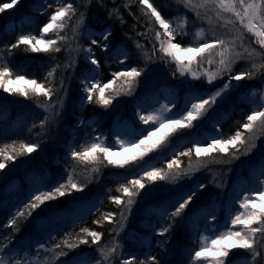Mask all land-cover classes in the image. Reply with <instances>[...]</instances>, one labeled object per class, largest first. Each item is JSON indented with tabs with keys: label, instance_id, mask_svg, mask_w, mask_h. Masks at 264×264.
I'll use <instances>...</instances> for the list:
<instances>
[{
	"label": "snow or ice",
	"instance_id": "6c2138e0",
	"mask_svg": "<svg viewBox=\"0 0 264 264\" xmlns=\"http://www.w3.org/2000/svg\"><path fill=\"white\" fill-rule=\"evenodd\" d=\"M22 2L0 0V16ZM178 4L185 13L182 24L156 0H87L83 5L43 0L36 8L44 17L38 34L22 33L3 45L0 90L7 95L0 106L18 102L9 97H23L43 108V115L27 129L35 142H20L18 152L0 147V202L6 204L13 191L21 193L28 185L22 208L0 225V231L10 229L0 235V264H236L240 259L264 264V146L257 144L264 141V0ZM90 8H95L91 15ZM125 10L135 18V39L132 30L117 26L125 25ZM21 46L48 58L43 80L12 66ZM160 66L167 72L163 82L154 75ZM73 80L79 81V103L74 119L66 122ZM246 90L251 94L244 99L254 107L233 133L212 123L215 135L206 141L193 137L194 129L213 121L222 105ZM119 105L131 107L130 117L106 126L103 118ZM86 108L89 116L83 115ZM10 131L0 128V139H11ZM257 149L259 162L242 171V186L231 190L234 165ZM217 157L224 167L217 170L220 179L213 176L209 183L221 199L198 204L209 184L196 182L195 172L213 171L209 165ZM20 158L26 166L8 178ZM182 158L189 161L187 170ZM89 166L98 175L108 167L132 173L119 182V196L108 190L105 198L116 210L101 213L103 200L89 196V185L100 182L97 175L77 177V169ZM61 170L63 178L50 179ZM160 184L177 189L176 194L160 202L155 220L126 231L134 207ZM97 213L94 224L112 226V238L104 243L105 232L74 231ZM183 240L190 246L185 248ZM69 253L71 259H62ZM29 254L43 259L34 261Z\"/></svg>",
	"mask_w": 264,
	"mask_h": 264
},
{
	"label": "trees",
	"instance_id": "16d2710c",
	"mask_svg": "<svg viewBox=\"0 0 264 264\" xmlns=\"http://www.w3.org/2000/svg\"><path fill=\"white\" fill-rule=\"evenodd\" d=\"M36 2V0H23L22 5L18 6L17 9H12L7 12H5L2 16H0V50L3 49V45L5 43L15 42L16 36L22 33H34L38 34V28L41 22L44 20L43 16H40L38 13H31L30 8L32 5ZM74 3L78 5H83L87 2V0H73ZM156 2L162 7L165 14L171 13L169 16L170 19H173L174 21L178 19L179 17H183L182 13H175L174 11H171V6L173 5V0H156ZM95 12V8H90L89 14ZM136 15H139V9H136ZM29 16L31 21L29 24H22L20 27H17L14 29V31L5 32V27L13 22L17 21L18 19ZM178 16V17H176ZM181 19V18H180ZM125 25H117L118 27H122L123 31H129V35L133 36V39H135V18L133 15L128 14L127 10H125ZM141 30H143L141 28ZM143 42V41H142ZM134 47V45H133ZM67 54H65L66 56ZM13 60V67L18 68L20 70H23L29 78L35 77L38 80H43L44 76L46 75V72L48 70V58L44 54H34L29 51L24 50V46H21L19 50H15V55L12 57ZM115 67V66H114ZM57 76L59 77V72L57 73ZM109 78V74L105 73V82H107V79ZM114 87H119V85H114ZM255 89H252L251 91H254ZM251 91L246 90L245 95H250ZM79 81L73 80L72 81V89H71V96L66 104V110H65V121H71L74 119L72 113L76 110V105L79 103ZM6 93H3L2 90H0V98H3L6 96ZM10 101H18L17 103H9L4 106H0V128H7L10 131V135L12 136L11 139H0V147L7 146L9 151L14 149L18 152L19 151V144L20 142L25 143H31L36 141V137L34 135H30L28 133V127H30V122L35 120L37 124L39 123V120L42 118L43 115V108H38L35 106V104L30 100H25L23 97H9ZM90 108V106H89ZM245 110V111H244ZM97 111H102V109H97ZM248 111L245 109H241V113L237 114L236 116L232 117L227 123L221 125L223 128V131L225 134H231L234 132L237 122L241 121L245 118L246 113ZM83 115L89 116L90 113L88 109L86 108ZM131 115V107L125 106V105H119L117 106L109 115L105 116L103 119L106 122L107 125H111L113 120L119 119L120 123H123L124 121L128 120V118ZM17 123V126L15 124ZM23 129V131H20V129ZM84 136L81 134V139L78 141V143L82 144L84 142ZM13 141H16L15 145L13 146ZM216 154H214L215 156ZM221 156L223 154H220ZM24 158H20L17 160L16 165H11V171L8 173V178H14L17 177L18 174L21 172L22 167L24 166L23 163H21V160ZM184 160V163L181 165L182 168H185L187 170V165L189 163L187 158H182ZM199 159H212V157H205V158H197ZM217 159H220V157H217ZM210 161V160H208ZM211 162V161H210ZM217 162V160H216ZM192 165H195L196 162L192 161ZM214 163H210V168L213 169V171H207L205 169H201V172L198 176H196L198 182L209 184V187L206 189V191L201 195V200L198 201V204H210L214 202L216 199H221L218 189L209 182L212 180L213 176H216V178L220 179V173L215 171V165ZM102 175H98L96 173H93L91 171V166H89L87 171L82 172L81 169H77L76 175L79 179H85L89 176L97 175V178L99 179V183L90 184L89 187L91 191L89 192V196L91 198L100 199L103 200V203L99 205L101 209V213L108 212V211H114L116 210V206L111 203L110 200L106 199L105 197L108 195V190L111 189L112 195L119 196L120 193L116 191V189L119 187V182L123 180L124 177L130 176L132 173L128 169H116L112 167L108 168H102L101 169ZM235 173V172H233ZM232 173V174H233ZM235 176V175H233ZM63 178L62 177V170L61 173H58L56 175H52L50 173V179L53 181L59 180ZM233 179V178H232ZM28 185L24 184L22 186V192L16 193L13 191L11 195H9L7 203L5 206H2V202H0V225H3L6 223V220L10 218L11 213L15 212L17 208H22L23 201L26 200L27 197V191H28ZM163 189L165 188L164 185H161ZM231 187V183L229 184V188ZM153 190H156V186H152ZM161 187L159 186V190ZM146 190V189H145ZM166 195H159V198L156 200H153V195L156 194V191L149 192L148 195L144 196L142 199H140L139 203L134 207L133 213L131 217L129 218V222L127 224L126 231L133 230L134 226L139 219L138 213L142 212L144 209H146L147 206L152 204L154 201H159V203L165 199H170L172 196H174L177 192L176 190H169ZM223 199H226L224 197ZM97 213L96 215H89L86 216L84 219V222L80 225H78L75 228V232H79L81 227H90L94 230L105 232V237L102 239V243H104V240L109 237L108 233L111 231L112 226L108 224L107 221H103L104 227L99 228L98 225L94 224L93 221L97 219V217L101 214ZM142 217V216H141ZM136 221L135 223H133ZM139 221V220H138ZM10 231V229H3V231H0V235H3V232ZM67 231L73 232L72 228H68ZM183 246L190 245L189 241L183 240L181 242ZM86 247V246H82ZM177 250H180L179 247H177ZM176 250V251H177ZM88 255H92L93 253L91 250L88 251ZM73 253H69V256L62 259H71ZM32 259L34 261L42 260L43 256H37L33 254Z\"/></svg>",
	"mask_w": 264,
	"mask_h": 264
},
{
	"label": "rangeland",
	"instance_id": "374dc122",
	"mask_svg": "<svg viewBox=\"0 0 264 264\" xmlns=\"http://www.w3.org/2000/svg\"><path fill=\"white\" fill-rule=\"evenodd\" d=\"M43 1V0H42ZM43 3V2H42ZM172 6L171 11H174L175 13H182L183 17L185 15V13L180 11V5L178 4V0H173L172 2ZM188 15H191L190 13ZM178 17V16H176ZM183 17H179L178 19L175 20V22L177 24H182L183 23ZM181 18V19H180ZM154 75L156 77H158L161 82H163V78L167 76V72L165 71V69L163 68V66H160L156 69V72L154 73ZM254 91H259V89H255ZM244 93H241L238 96L233 97V99L222 105L220 111L217 113L216 117L214 118L213 121L211 122H206V123H202L200 124V126L196 129L193 130V137L195 139H198L200 141H206L207 139H209L211 136L215 135V131L212 128V123H218L220 125L223 123H227L229 121V119H231L232 117L236 116L237 114L241 113V109H243L245 107V109L248 111L251 107H254V105H251L248 103V101L246 99H244ZM250 96V95H249ZM163 99H161V103H163ZM184 102V97L180 98V103L183 104ZM245 111V110H244ZM227 115L230 116L229 119L227 120ZM226 121V122H225ZM15 126H17V123L15 124ZM221 126V125H220ZM178 143H182V141H179ZM258 145H262L264 146V141H257ZM254 155L249 157L248 159H241V161H239L237 164L234 165V171L235 173L232 174V182H231V190H237L240 186H242L243 184V180L242 177L240 175V173L246 169H248L249 165L251 163H258L259 159H260V150H254ZM214 155V154H213ZM198 158H205V157H198ZM208 158V157H207ZM208 160H212V159H208ZM217 162H215L213 165H215V171H217L219 168L224 167V165L220 162V159H216ZM196 162V161H195ZM26 165H24L22 167V169L25 167ZM193 169H196L197 165H192ZM21 169V170H22ZM185 169V168H184ZM201 172V169L197 172H195V179L196 176H198ZM219 173V171H217ZM235 175V176H233ZM198 182V180H197ZM200 183V182H198ZM161 185L164 184H160L159 186L161 187V189L159 190V186H156L157 189L156 190H152V191H156V194L153 195L152 199L156 200L159 198V195H166L168 192L167 189L169 190H176L172 187H170L169 185H164L165 188L163 189V187ZM28 187V186H27ZM172 190V191H173ZM145 192H149L148 189L145 190ZM151 193V192H150ZM95 199V198H94ZM159 201H154L152 204H150L149 206L146 207V209H144L142 212L138 213V220L137 222L134 221L133 223L136 222L134 229L133 230H129V232H134V231H138L141 228V225L143 224V222L146 219H151V220H155L156 216H157V208L159 207ZM6 204L2 202V206H5ZM142 216V217H141ZM112 237H107L105 241H107L108 239H111ZM190 243V242H189ZM190 246V245H188ZM188 246H184L185 248ZM177 250V249H176ZM180 250H177V253L179 254ZM33 254H29V258L32 259ZM33 260V259H32ZM236 264H244V260L240 259L236 261Z\"/></svg>",
	"mask_w": 264,
	"mask_h": 264
}]
</instances>
